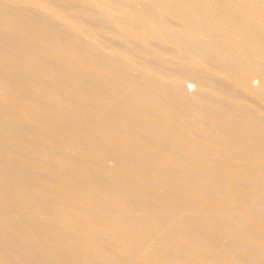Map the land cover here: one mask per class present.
<instances>
[{
    "label": "bare ground",
    "instance_id": "bare-ground-1",
    "mask_svg": "<svg viewBox=\"0 0 264 264\" xmlns=\"http://www.w3.org/2000/svg\"><path fill=\"white\" fill-rule=\"evenodd\" d=\"M0 264H264V0H0Z\"/></svg>",
    "mask_w": 264,
    "mask_h": 264
},
{
    "label": "rangeland",
    "instance_id": "rangeland-1",
    "mask_svg": "<svg viewBox=\"0 0 264 264\" xmlns=\"http://www.w3.org/2000/svg\"><path fill=\"white\" fill-rule=\"evenodd\" d=\"M256 81V79H255ZM186 87H188L189 91H192L194 89V84L190 81L185 82Z\"/></svg>",
    "mask_w": 264,
    "mask_h": 264
}]
</instances>
